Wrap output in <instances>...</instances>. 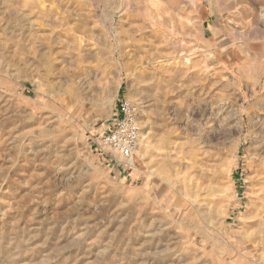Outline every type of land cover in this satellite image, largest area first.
Wrapping results in <instances>:
<instances>
[{
  "label": "rangeland",
  "instance_id": "obj_1",
  "mask_svg": "<svg viewBox=\"0 0 264 264\" xmlns=\"http://www.w3.org/2000/svg\"><path fill=\"white\" fill-rule=\"evenodd\" d=\"M0 264H264V0H0Z\"/></svg>",
  "mask_w": 264,
  "mask_h": 264
},
{
  "label": "built area",
  "instance_id": "obj_2",
  "mask_svg": "<svg viewBox=\"0 0 264 264\" xmlns=\"http://www.w3.org/2000/svg\"><path fill=\"white\" fill-rule=\"evenodd\" d=\"M140 139L137 107L125 97L117 100L111 127L99 141L100 148L109 152L108 160L125 170L135 165Z\"/></svg>",
  "mask_w": 264,
  "mask_h": 264
},
{
  "label": "bare ground",
  "instance_id": "obj_3",
  "mask_svg": "<svg viewBox=\"0 0 264 264\" xmlns=\"http://www.w3.org/2000/svg\"><path fill=\"white\" fill-rule=\"evenodd\" d=\"M238 243V242H237Z\"/></svg>",
  "mask_w": 264,
  "mask_h": 264
}]
</instances>
